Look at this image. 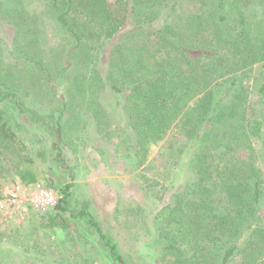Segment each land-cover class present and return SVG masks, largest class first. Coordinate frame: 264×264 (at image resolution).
<instances>
[{"label":"trees","instance_id":"obj_1","mask_svg":"<svg viewBox=\"0 0 264 264\" xmlns=\"http://www.w3.org/2000/svg\"><path fill=\"white\" fill-rule=\"evenodd\" d=\"M182 1L48 0L44 11L75 41L80 69L78 62L70 68L80 77V115H90L102 132L108 114L98 94L105 88L117 95L125 89L139 94V102L124 106L128 127L119 128V146H126L130 162L142 166L151 146L173 126L183 133L178 169L188 176L180 202L166 208L167 218L157 227L159 264H236L237 256L243 264H264V174L258 166V161L264 166V36L252 42L250 33L230 31L231 21L248 24L244 0H187L185 7L198 5L199 11L181 16ZM15 2L21 0H0V18L16 26L17 43L39 27ZM151 30L159 35L160 56L146 58L148 48L138 46V33ZM23 55L26 65L19 69L0 61V91L21 100L35 90H57L52 82L62 81L66 69L55 70L39 49ZM259 60L263 66L253 82L259 98L252 114L245 79ZM55 103L62 116L67 102ZM7 118L0 110V143L6 150L22 143ZM20 175L22 182H43L29 171ZM71 187L62 188L57 210L48 218L52 224L68 209ZM79 215L89 219L115 261L126 264L93 216L87 210Z\"/></svg>","mask_w":264,"mask_h":264},{"label":"rangeland","instance_id":"obj_2","mask_svg":"<svg viewBox=\"0 0 264 264\" xmlns=\"http://www.w3.org/2000/svg\"><path fill=\"white\" fill-rule=\"evenodd\" d=\"M182 2L177 15L199 11L198 5L185 7L187 0ZM47 3L48 0L16 3L36 19L39 27L35 34L22 37L17 43H14L16 26L0 18L3 65L22 68L26 65L23 54L39 49L55 70L66 69L62 81L52 82L57 90L49 87L42 92L35 90L28 97L22 94L21 100L20 96L0 91V110L11 119L12 130L22 142L7 150L0 143V195L22 182L20 172L29 171L44 183L52 184L60 196L64 186L72 185L69 205L66 211L59 212L54 224L30 214L29 222L19 226L5 223L0 216V264H119L89 219L79 215L80 210H87L93 216L107 238L116 243L126 264H159L157 227L167 218L166 208L180 202L181 184L188 176V172L180 173L178 169L179 147L185 142L183 133L173 126L165 139L151 146L146 162L137 167L126 157V146H119V134L123 131L119 128L126 126L124 106L139 102L138 93L125 89L117 95L105 88L98 94L108 114L102 132L90 115L85 112L80 115V77L70 68L78 62L80 69V60L74 58L75 41L44 11ZM243 3L248 24L237 26L231 21L230 31H245L252 35V42L260 41L264 36V0ZM158 42L159 35L154 30L138 33V46L148 48L144 50L146 58L160 56ZM6 47L15 48L17 54L11 55ZM262 66L263 61L256 62L250 77L245 79L252 114L259 98L253 82ZM57 100L67 102L62 116L57 111ZM253 142L258 149L260 145L255 137ZM258 166L263 167L264 174L260 161ZM215 200L223 204L222 195H217ZM261 213L264 220V203ZM235 263L244 262L237 256Z\"/></svg>","mask_w":264,"mask_h":264},{"label":"built area","instance_id":"obj_3","mask_svg":"<svg viewBox=\"0 0 264 264\" xmlns=\"http://www.w3.org/2000/svg\"><path fill=\"white\" fill-rule=\"evenodd\" d=\"M60 194L43 182H17L0 195V216L8 224L24 225L30 214L48 219L55 213Z\"/></svg>","mask_w":264,"mask_h":264}]
</instances>
